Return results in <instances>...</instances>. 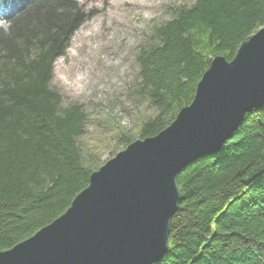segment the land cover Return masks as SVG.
<instances>
[{
	"label": "trees",
	"instance_id": "1",
	"mask_svg": "<svg viewBox=\"0 0 264 264\" xmlns=\"http://www.w3.org/2000/svg\"><path fill=\"white\" fill-rule=\"evenodd\" d=\"M167 14L141 35L131 97L152 113L137 137L120 134L123 148L169 126L212 60H232L264 27V0H195ZM87 17L78 0H0V251L61 216L99 167L78 145L87 112L50 86ZM176 181L181 201L156 264H264V106Z\"/></svg>",
	"mask_w": 264,
	"mask_h": 264
},
{
	"label": "water",
	"instance_id": "2",
	"mask_svg": "<svg viewBox=\"0 0 264 264\" xmlns=\"http://www.w3.org/2000/svg\"><path fill=\"white\" fill-rule=\"evenodd\" d=\"M264 106V27L230 61L212 60L192 102L156 136L131 142L94 171L49 225L0 264H156L167 252L177 176L219 153L244 116Z\"/></svg>",
	"mask_w": 264,
	"mask_h": 264
},
{
	"label": "rangeland",
	"instance_id": "3",
	"mask_svg": "<svg viewBox=\"0 0 264 264\" xmlns=\"http://www.w3.org/2000/svg\"><path fill=\"white\" fill-rule=\"evenodd\" d=\"M194 1L78 0L88 17L56 59L50 86L64 106L77 104L87 112L78 145L99 163L98 169L126 148L117 143L120 134L137 137L141 121L152 113L131 97L141 35L168 19L167 8Z\"/></svg>",
	"mask_w": 264,
	"mask_h": 264
}]
</instances>
